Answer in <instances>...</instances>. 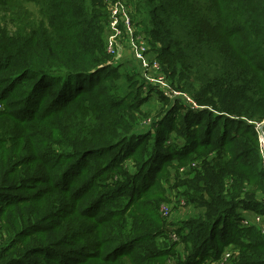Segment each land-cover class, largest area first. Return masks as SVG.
I'll list each match as a JSON object with an SVG mask.
<instances>
[{
  "label": "trees",
  "instance_id": "1",
  "mask_svg": "<svg viewBox=\"0 0 264 264\" xmlns=\"http://www.w3.org/2000/svg\"><path fill=\"white\" fill-rule=\"evenodd\" d=\"M145 1L133 22L202 110L162 97L139 133L127 99L143 94L133 76L114 82L105 0H0V264H211L228 245L241 264H264V235L235 217L264 218V0ZM155 128L166 150L148 140ZM129 158L143 161L119 171ZM107 174L119 185L100 191ZM164 181L193 209L178 228L159 211Z\"/></svg>",
  "mask_w": 264,
  "mask_h": 264
},
{
  "label": "rangeland",
  "instance_id": "2",
  "mask_svg": "<svg viewBox=\"0 0 264 264\" xmlns=\"http://www.w3.org/2000/svg\"><path fill=\"white\" fill-rule=\"evenodd\" d=\"M126 2V4L129 7V12L132 15V17L138 21H143L147 18V13H148V7L146 4L145 0H123ZM29 7L36 12V15L38 14V7L34 4V3H30ZM108 8V7H107ZM136 25V24H135ZM141 31H144L142 26H138L136 25ZM106 29L107 31L105 32V42H106V50L107 53L110 55V62H111V67L112 70L117 68V72H119L122 76V78L120 80H115L114 82H122L123 84H125V79L124 76H133V79L135 80V82L131 85L128 86V88H134L135 90H138L140 92H142L143 94V99H138V97H136V94L134 93H130L128 95V99L127 100H131V102L135 105V107L132 109L133 112H135V117L139 118L138 120V126L136 127L137 129H139V133L144 132V130L149 129L152 126V123L154 122L155 119H157L159 116H161L164 113V110L167 109V107H165V104L163 103L162 100H160L162 97L167 99V104L171 105V103H176L177 101H179L180 99L176 100L174 98L172 99H168V97H166L164 95V93L162 92L160 86L157 84L156 81L153 80V77L150 76V74H148V72H145L141 66L139 65V63L133 58L132 54H131V48H130V41L127 40H120V47L121 49L119 51H117L116 53H109L108 52V44L112 35V31L109 29L108 25H106ZM162 64V63H161ZM111 72V71H110ZM106 78H108L109 80H111V76H106ZM141 79V81H140ZM170 83H172L171 79L169 78ZM141 84V90L138 89V86H140ZM172 85L179 90L176 85H174L172 83ZM132 90V89H131ZM181 93L187 94L181 90H179ZM153 92V94L151 93ZM188 96L192 97V95ZM193 98V97H192ZM195 98H193L194 100ZM182 101V100H181ZM180 101V102H181ZM199 107H197L199 110H202V106L198 104V102L196 100H194ZM184 107L188 106L189 108H191L189 105H187L186 103L184 104L183 101L181 102ZM0 109H2V104L0 103ZM192 109V108H191ZM194 109V108H193ZM259 123L256 124V129H257V125ZM170 127V126H169ZM262 128H264V123L263 125H261ZM165 128V127H163ZM171 129V128H170ZM142 130V131H141ZM177 132L179 131V122L177 123V127H176ZM258 130V129H257ZM149 132V131H148ZM152 133H150L151 137H148V140H151L153 143H156L158 146V150H166L168 147V143L163 144L160 143L161 140L159 139L158 141H153L155 139L158 138V136L160 135L161 137H163V135H165V133L163 132V130H161L158 134L156 131V128L154 131L151 130ZM173 133V132H171ZM144 134V133H143ZM259 134V132H258ZM156 138H153L155 137ZM144 137H141V139H138L136 141H133L132 143H134V151H132L131 153L128 152V156H136V148H137V144L138 143H143L144 141ZM140 149V148H139ZM138 149V150H139ZM143 160H139L138 158H129L125 161V163H123L122 167L119 169V171L125 167V169H132L130 170L131 172H134L135 170L137 171V167L133 166V163L137 162L138 165L142 162ZM262 164V162H261ZM194 166V165H192ZM262 166L264 167V165L262 164ZM134 167V168H133ZM82 167H77V170L75 169V171H73L74 173L79 174V171L81 170ZM184 169H187L186 167H184ZM182 170V168H181ZM61 171H59L60 174ZM136 173V172H135ZM110 175V174H109ZM115 174H113L112 176H114ZM120 175V174H117ZM116 177V176H115ZM114 177V178H115ZM123 177V176H122ZM78 183H82L83 180L78 179L76 177H73ZM113 178V179H114ZM113 179H110V177L107 175H104L103 177H101L99 179L100 182V187L99 190H110V189H115L119 184L113 183ZM110 180L112 181L111 183ZM32 184V182H31ZM146 184V181L141 183V188H144ZM174 184H176L175 182L171 183L170 181L165 182L164 181V189H166L165 192V201L162 203L163 204H168L170 206V210L168 212V214H166L164 212V210L167 209H162V205L160 208V213H161V217H163L165 219V224L167 227L169 228H178L183 222H184V218H186L191 212H192V208L191 206L187 205V202L185 200V197L183 195V202L184 204L181 203L182 197L180 195H178V193L176 192V190H172ZM140 185L139 181L136 182L135 184L132 185L131 188H125L124 190V194L121 197L120 200H125L128 201V197L130 196L131 191L133 190L134 187H138ZM108 186H111V188H109ZM113 186V187H112ZM139 191H141V189H139ZM28 192L30 194H34L35 191L32 190H28ZM3 200V198H0V201ZM107 208H111V205H107L105 206ZM106 208V209H107ZM254 212L251 211H241L239 214H237L235 217L238 218V226H244L243 224V220L245 219H250L254 216ZM239 226V227H240ZM252 228L250 229V232L253 230H258L259 229L255 226L252 225ZM260 232V231H259ZM61 232H59L57 235H55L53 237V239L57 240L59 238ZM248 233V232H246ZM261 233V232H260ZM167 234V233H166ZM7 237V236H6ZM242 237H244L242 235ZM165 236L163 235H157L156 237V241L158 242V245H164V241H165ZM177 241V240H176ZM233 244V243H230ZM229 246H225L224 249L222 250V256L220 258V260H223V258H226L224 255H226L227 252H230L229 250ZM66 245H60V248H66ZM158 247V246H157ZM176 248V247H174ZM57 253V252H56ZM241 251H236L235 252V256L233 257V259L231 260V262L225 263V264H241ZM214 258V257H213ZM213 258L208 259V261L213 260ZM220 260H215L213 262H220ZM26 262H29V260L25 261L24 264ZM212 262V261H211ZM210 262V263H211ZM211 264H214V263Z\"/></svg>",
  "mask_w": 264,
  "mask_h": 264
},
{
  "label": "built area",
  "instance_id": "3",
  "mask_svg": "<svg viewBox=\"0 0 264 264\" xmlns=\"http://www.w3.org/2000/svg\"><path fill=\"white\" fill-rule=\"evenodd\" d=\"M109 11V21L108 27L112 31V35L108 44V52L116 53L121 49L120 40H129L131 54L133 58L139 63L141 68L153 77V80L157 82L160 86L164 95L170 99H181L191 108L198 109L200 106L193 100L188 94L181 93L177 90L172 83L169 81V77L164 72L163 66L160 60L157 58L155 52L152 51L150 37L141 31L133 22L131 14L129 12V7L123 0H105ZM264 121L257 125L259 132V146H260V156L261 162L264 165V128L261 127ZM181 203L184 204L183 199ZM167 210H164V209ZM162 209L166 214L170 210L168 204H163ZM244 226L255 225L262 235H264V218L259 214H254L252 218L243 220ZM170 239L176 241L178 240V234L176 230L172 229L170 231ZM236 251L227 252L224 255L221 262H213L214 264H225L231 262L235 256Z\"/></svg>",
  "mask_w": 264,
  "mask_h": 264
},
{
  "label": "crops",
  "instance_id": "4",
  "mask_svg": "<svg viewBox=\"0 0 264 264\" xmlns=\"http://www.w3.org/2000/svg\"><path fill=\"white\" fill-rule=\"evenodd\" d=\"M243 211V210H240V212Z\"/></svg>",
  "mask_w": 264,
  "mask_h": 264
}]
</instances>
